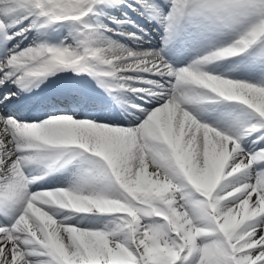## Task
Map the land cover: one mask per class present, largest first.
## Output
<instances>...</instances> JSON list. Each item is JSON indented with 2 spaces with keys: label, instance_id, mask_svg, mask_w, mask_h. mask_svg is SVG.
I'll list each match as a JSON object with an SVG mask.
<instances>
[{
  "label": "snow or ice",
  "instance_id": "obj_1",
  "mask_svg": "<svg viewBox=\"0 0 264 264\" xmlns=\"http://www.w3.org/2000/svg\"><path fill=\"white\" fill-rule=\"evenodd\" d=\"M121 5L159 23L178 50L229 38L174 67L159 49L113 38L143 41L127 12L105 15L137 32L87 21ZM53 25L73 42L15 39ZM232 57L259 78L207 68ZM69 70L111 96L134 94L143 118L80 115L86 97L43 118L5 111ZM200 101L234 102L246 119L218 130L186 110ZM253 134L264 143V0H0V264H264V146H242ZM60 170L72 173L66 186L32 190Z\"/></svg>",
  "mask_w": 264,
  "mask_h": 264
},
{
  "label": "bare ground",
  "instance_id": "obj_2",
  "mask_svg": "<svg viewBox=\"0 0 264 264\" xmlns=\"http://www.w3.org/2000/svg\"><path fill=\"white\" fill-rule=\"evenodd\" d=\"M160 2L162 3V0H160ZM107 8H105L106 10ZM111 9V8H108ZM154 25L156 26V28L159 30L158 26H157V22L155 20H150ZM126 25L129 24H124L122 26H117V27H122V29L125 28ZM74 35V33H73ZM218 38L224 39V38H229L227 35L221 34L218 36ZM17 41H21V47L27 46L29 43H31L34 39H36L38 42H47V43H58L61 40H64L68 43H72V35H70L69 32V27L65 26V27H60V26H56L53 25L48 29H42L40 31H33L29 34H27V38L21 40L20 37L15 38ZM114 39H119V37H115ZM155 37L153 36L152 38H150V40L148 39L147 41H143V43H145V46L140 47V48H147V47H152L155 48V46L150 45V42L155 41ZM15 42V41H13ZM28 43V44H27ZM153 43V42H152ZM8 46H11V44H8ZM216 46H213V48ZM130 48H139L137 47V45H135V43H133V46ZM212 48V49H213ZM185 53L191 55L189 58H187V62L189 63L190 61H192L193 59L197 58L200 55H204V54H198L199 51L194 48V47H190V48H185ZM208 52V51H207ZM197 54V55H195ZM176 55H175V61L176 60ZM222 61V63H221ZM219 62V63H216ZM234 66L236 67V65H241V63L237 60L236 57H232V58H228V59H224V60H219V61H215L209 65H207L208 69H211L213 74H223L228 76L229 78H237V76L234 74V72H236V68H229L228 65ZM184 66L182 63H179V65L177 67H181ZM242 79V78H240ZM258 78H254V80H256ZM253 80V79H252ZM59 84H54L52 86V88L50 90H47L45 92L46 95L51 94L52 92H54ZM126 98V97H125ZM125 98L122 99V105L126 107L127 111H124V114H119V113H109L107 112H102L100 111L99 113H97L96 115H109L112 117V119H115L119 122H123V123H127L129 119H132L134 117H139L140 119L143 118L142 114L137 111L134 110L131 106L133 104L138 103L137 101H135L132 97H128L131 101L126 100ZM26 100V99H25ZM207 101H200L198 103H194V104H190L187 106L186 110H190L191 114L194 115L195 118H197L200 122H204V123H208L210 126H216L218 127V130H220V126H222L223 124L226 123H230L228 121H225L223 118H220L218 116H215L212 114V112L206 108L205 103ZM209 102H213L215 104H217L221 111H223L224 115L230 119H234L236 121H242L244 119H246V116L243 112L242 109L235 107L234 102H228V101H209ZM26 103H28V101H26ZM139 103H142L141 101ZM156 105V101H152L150 104H145V107H154ZM22 111L19 113V117H24V118H36L38 116L37 113L33 110L30 109H26L23 107H21ZM255 139V134H253L252 136L246 137L243 141H242V146L246 149V150H254L257 145L260 144V142L256 143L255 145L252 143L253 140ZM72 173L69 174V172L64 171V170H60V171H56L54 172L52 175H50L48 178H46L42 184L41 187L44 188H55V187H63L66 186L67 180L69 178H71ZM34 191V190H33ZM2 218V217H0ZM79 218L74 216L72 217V221L70 222H76Z\"/></svg>",
  "mask_w": 264,
  "mask_h": 264
},
{
  "label": "rangeland",
  "instance_id": "obj_3",
  "mask_svg": "<svg viewBox=\"0 0 264 264\" xmlns=\"http://www.w3.org/2000/svg\"><path fill=\"white\" fill-rule=\"evenodd\" d=\"M224 39H227V38H224ZM205 106H206V108H208L212 112L213 115L218 116L220 118H223L225 121H228L230 123L236 122V120L226 117L224 115L223 111H221L220 107L217 104L207 101L205 103ZM260 145L262 146V145H264V143H261Z\"/></svg>",
  "mask_w": 264,
  "mask_h": 264
}]
</instances>
